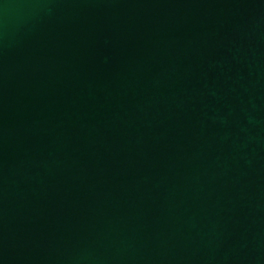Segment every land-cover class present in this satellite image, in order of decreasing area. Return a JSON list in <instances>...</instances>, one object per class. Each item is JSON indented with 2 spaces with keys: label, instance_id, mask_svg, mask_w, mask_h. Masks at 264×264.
<instances>
[{
  "label": "water",
  "instance_id": "obj_1",
  "mask_svg": "<svg viewBox=\"0 0 264 264\" xmlns=\"http://www.w3.org/2000/svg\"><path fill=\"white\" fill-rule=\"evenodd\" d=\"M0 264H264V0H0Z\"/></svg>",
  "mask_w": 264,
  "mask_h": 264
}]
</instances>
